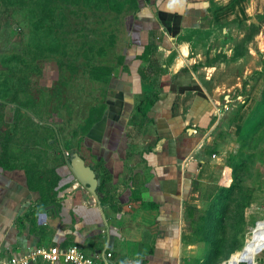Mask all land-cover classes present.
<instances>
[{"label": "crops", "instance_id": "crops-1", "mask_svg": "<svg viewBox=\"0 0 264 264\" xmlns=\"http://www.w3.org/2000/svg\"><path fill=\"white\" fill-rule=\"evenodd\" d=\"M133 3L103 109L75 120L80 132L72 145L61 120L35 115L7 122L0 145V264L37 246L74 244L107 264L185 263V206L194 181L210 168L201 148L220 114L211 94L219 88V67L199 54L200 40L222 12L213 13L204 0ZM146 97L153 104L143 113ZM75 152L101 180L99 197L73 179ZM252 233L236 259L258 264L264 229Z\"/></svg>", "mask_w": 264, "mask_h": 264}, {"label": "rangeland", "instance_id": "rangeland-1", "mask_svg": "<svg viewBox=\"0 0 264 264\" xmlns=\"http://www.w3.org/2000/svg\"><path fill=\"white\" fill-rule=\"evenodd\" d=\"M204 1L213 13L222 12L223 20L204 31L200 53L192 50L218 64L219 88L211 94L220 114L208 134L210 143L201 148L210 168L194 181L185 206L184 264L205 263L208 249L199 230H204L203 218L221 189L233 201L217 237L222 246L237 249L222 251L221 261L242 253L253 241V228L264 229V0ZM133 4V0H0L1 146L8 121L35 115L61 120L63 137L73 144L80 132L72 126L75 120H86L103 109L110 77L119 68L126 14Z\"/></svg>", "mask_w": 264, "mask_h": 264}, {"label": "trees", "instance_id": "trees-1", "mask_svg": "<svg viewBox=\"0 0 264 264\" xmlns=\"http://www.w3.org/2000/svg\"><path fill=\"white\" fill-rule=\"evenodd\" d=\"M154 46H156V44L147 46L145 53L152 52L151 50ZM120 61L121 60L119 59V63ZM146 99L147 102L143 108V113H146L153 104L152 98L146 97ZM221 192V196H216L213 209L207 212V217L203 218L204 230L202 229L203 227L199 230V234L203 235L201 236V242H203L208 249V254L203 260L205 262L204 264H218L221 262L220 259L223 255L222 251L228 250L233 253L237 250L234 245H231L230 247H225L226 245L222 246V238L220 239L217 237V230L218 228L224 227L227 212H229L231 207L230 203L233 201H229L230 196H228L229 194L226 195L225 190L221 189Z\"/></svg>", "mask_w": 264, "mask_h": 264}, {"label": "built area", "instance_id": "built-area-1", "mask_svg": "<svg viewBox=\"0 0 264 264\" xmlns=\"http://www.w3.org/2000/svg\"><path fill=\"white\" fill-rule=\"evenodd\" d=\"M110 255V254H109ZM37 261H44L50 264L65 262L68 264H107L99 261L97 257L87 255L79 245L69 246H37L30 251L11 256L9 259L3 260L1 264H32ZM232 258L221 261L218 264H231ZM235 264H250L246 260H239Z\"/></svg>", "mask_w": 264, "mask_h": 264}, {"label": "water", "instance_id": "water-1", "mask_svg": "<svg viewBox=\"0 0 264 264\" xmlns=\"http://www.w3.org/2000/svg\"><path fill=\"white\" fill-rule=\"evenodd\" d=\"M69 165L74 175L73 179L88 186L90 191L99 197L98 186L101 180L97 177L95 170L86 164L85 159L78 152L71 155Z\"/></svg>", "mask_w": 264, "mask_h": 264}, {"label": "bare ground", "instance_id": "bare-ground-1", "mask_svg": "<svg viewBox=\"0 0 264 264\" xmlns=\"http://www.w3.org/2000/svg\"><path fill=\"white\" fill-rule=\"evenodd\" d=\"M244 249V248H243ZM236 258V257H235ZM235 258H232V260L234 261L233 263H231V264H235V262H238L239 260H237V259H235ZM246 261H248V262H250V264H253V262H254V260L252 259V260H246Z\"/></svg>", "mask_w": 264, "mask_h": 264}]
</instances>
